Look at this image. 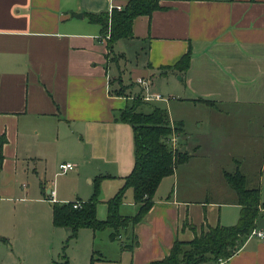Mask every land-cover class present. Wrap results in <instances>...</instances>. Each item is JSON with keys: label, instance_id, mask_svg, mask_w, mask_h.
Instances as JSON below:
<instances>
[{"label": "crops", "instance_id": "obj_1", "mask_svg": "<svg viewBox=\"0 0 264 264\" xmlns=\"http://www.w3.org/2000/svg\"><path fill=\"white\" fill-rule=\"evenodd\" d=\"M111 1L127 0H0V168L9 162L13 174L23 172L18 160L39 158L42 147L54 144L46 135L31 146L27 129H53V151L72 160L68 172L91 185L100 178L97 218L105 219L107 200L134 163L132 128L117 117L127 101L142 96L136 79H146L162 99L141 107L166 109L180 129L177 149L189 154L162 178L143 219L120 230L122 244L110 259L151 264L202 227L238 222L241 207L224 171L238 168L248 187L263 179L264 0H161L160 9L134 18L131 38L109 49L100 26L84 14L107 13ZM187 51L188 68H174ZM233 117L240 122L232 124ZM41 189L45 200L53 199ZM76 199L84 201L59 202ZM137 209L128 188L118 211L132 216ZM255 229L264 232V209ZM133 235L137 243L129 249ZM8 237L7 223L0 225V264L15 262ZM263 240L248 235L226 264H264Z\"/></svg>", "mask_w": 264, "mask_h": 264}, {"label": "trees", "instance_id": "obj_2", "mask_svg": "<svg viewBox=\"0 0 264 264\" xmlns=\"http://www.w3.org/2000/svg\"><path fill=\"white\" fill-rule=\"evenodd\" d=\"M161 0H127L121 10L112 9L107 13H86L84 16L89 22L100 26V33L109 37L106 39L109 49L119 39L133 36L132 24L135 17L150 15L161 8ZM189 51L173 65L180 71H185L189 65ZM212 104L208 101H203ZM146 101L141 96H134L120 109L117 120L131 126L133 132L134 163L130 173L123 178V184L116 193L107 200L106 218L96 217L100 178L93 181L94 188L91 196L78 201L77 207H72L73 201L53 202L51 204V223L53 226L68 229L70 237H74L80 227H89L94 232L110 228V239L116 240L120 230L126 229L140 222L153 205L155 191L165 176L173 174L174 169L186 162L187 152L178 149L172 150L166 139L172 132L177 133L178 125H169L168 112L158 106L152 107L149 112L139 108ZM3 136H0V162ZM227 184L236 194L240 205V216L236 224L202 227L199 234L188 241L176 240L169 253L151 264H215L218 261H227L237 251L242 241L250 235L256 227V220L264 201L261 200L258 186L248 187L245 175L236 168L232 172H223ZM131 188L133 202L138 205L137 212L132 216L121 215L118 211L125 191ZM137 239L132 236V242L127 248L136 245ZM55 264V263H51ZM63 264H66L64 261Z\"/></svg>", "mask_w": 264, "mask_h": 264}, {"label": "rangeland", "instance_id": "obj_3", "mask_svg": "<svg viewBox=\"0 0 264 264\" xmlns=\"http://www.w3.org/2000/svg\"><path fill=\"white\" fill-rule=\"evenodd\" d=\"M127 48V47H126ZM133 57H130L132 61ZM125 88L121 87L119 92ZM167 98L166 93L163 94ZM141 111L145 107L139 108ZM194 116V113H191ZM238 117H233L232 124L240 122ZM170 127L173 124L169 122ZM238 127V124L234 125ZM27 140L33 146L39 137L49 135L51 142L48 149L42 147L39 152L41 157L33 158L29 155L24 160H18L23 172L14 171L12 163L6 162L1 165L0 171V225L7 223L10 246L6 248L15 262L11 264H117L110 259L116 258L120 245L119 238L110 239L111 229L107 228L94 232L89 227H80L75 236L70 237L68 229L53 226L51 223V204L59 202V199L80 200L88 199L93 193L94 184L88 183L81 174L75 175L77 171L61 173L57 165L62 162L72 164L69 155L62 149L54 152L58 146L55 136L58 134L53 129L44 128L34 131L32 127L27 129ZM62 143V140H59ZM180 145V144H179ZM22 151H30L26 145L20 146ZM179 147V146H178ZM37 152V151H36ZM256 152V150L254 151ZM30 154V153H28ZM24 153L20 154V159ZM185 175V168H182ZM25 170V171H24ZM182 173V172H181ZM263 179L260 185V197L264 200V168ZM183 184H186L185 177ZM43 186L53 193V199H48V193L41 189ZM90 190V191H89ZM99 185L98 203L102 204ZM107 190H110L107 188ZM44 198V199H43ZM96 206V217H97ZM105 218L107 209L105 205ZM251 234V233H250ZM131 241V240H130ZM1 255V254H0Z\"/></svg>", "mask_w": 264, "mask_h": 264}, {"label": "built area", "instance_id": "obj_4", "mask_svg": "<svg viewBox=\"0 0 264 264\" xmlns=\"http://www.w3.org/2000/svg\"><path fill=\"white\" fill-rule=\"evenodd\" d=\"M112 9H116V10H121L122 9V5L120 4H114L112 1L109 4V13L111 12ZM109 37V34L107 33L104 36V39H107ZM136 83L141 87L143 94L141 96V99L144 101H152V100H161L162 96L158 93H152L150 92L149 89V82L146 79L143 78H138L136 79ZM166 143L170 146V148L174 151L177 149L178 146V135L175 132H172L171 135L166 139ZM57 169L61 172V173H66L70 170L73 169V165L71 163L68 162H62L59 163L57 165ZM79 205L78 201H73L72 203V207H77ZM250 235H255L259 238L264 239V232L262 230H256L254 229ZM264 242V240H263ZM215 264H226V261H218Z\"/></svg>", "mask_w": 264, "mask_h": 264}, {"label": "water", "instance_id": "obj_5", "mask_svg": "<svg viewBox=\"0 0 264 264\" xmlns=\"http://www.w3.org/2000/svg\"><path fill=\"white\" fill-rule=\"evenodd\" d=\"M76 16H77V17H80V14H77Z\"/></svg>", "mask_w": 264, "mask_h": 264}]
</instances>
